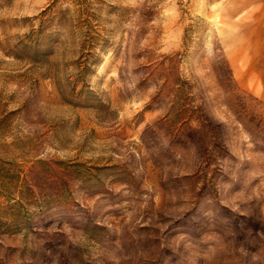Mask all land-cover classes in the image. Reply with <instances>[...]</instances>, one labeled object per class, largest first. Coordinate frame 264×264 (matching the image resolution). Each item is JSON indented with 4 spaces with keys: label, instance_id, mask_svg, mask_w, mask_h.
<instances>
[{
    "label": "rangeland",
    "instance_id": "374dc122",
    "mask_svg": "<svg viewBox=\"0 0 264 264\" xmlns=\"http://www.w3.org/2000/svg\"><path fill=\"white\" fill-rule=\"evenodd\" d=\"M261 21L0 0V264H264Z\"/></svg>",
    "mask_w": 264,
    "mask_h": 264
},
{
    "label": "trees",
    "instance_id": "16d2710c",
    "mask_svg": "<svg viewBox=\"0 0 264 264\" xmlns=\"http://www.w3.org/2000/svg\"><path fill=\"white\" fill-rule=\"evenodd\" d=\"M40 35V34H39ZM31 45V44H30ZM29 51H32L33 54H38L39 52H41L42 50L39 48V44H34L32 46H29L27 48Z\"/></svg>",
    "mask_w": 264,
    "mask_h": 264
},
{
    "label": "crops",
    "instance_id": "0c3cea01",
    "mask_svg": "<svg viewBox=\"0 0 264 264\" xmlns=\"http://www.w3.org/2000/svg\"><path fill=\"white\" fill-rule=\"evenodd\" d=\"M260 25H261V26H264V21H261V22H260Z\"/></svg>",
    "mask_w": 264,
    "mask_h": 264
}]
</instances>
